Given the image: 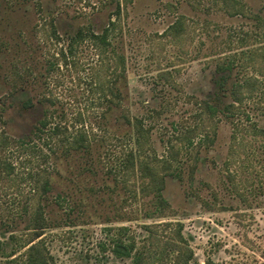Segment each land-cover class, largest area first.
Instances as JSON below:
<instances>
[{
  "label": "rangeland",
  "instance_id": "374dc122",
  "mask_svg": "<svg viewBox=\"0 0 264 264\" xmlns=\"http://www.w3.org/2000/svg\"><path fill=\"white\" fill-rule=\"evenodd\" d=\"M110 17L117 24L106 49L83 42L71 53L61 49L65 36L51 39L52 19L60 31L86 24L100 32ZM178 20L181 29L170 30ZM233 59V77L264 80V0H0V131L18 137L33 121L12 98L5 102L24 86L34 99L60 100L64 122L80 125L84 117L97 133L89 155L62 157L49 175L46 146H0V225L17 245L9 253L23 260L33 240L47 264H129L114 255V239L134 235L139 245L160 249L182 228L200 264H264V132L252 126L260 111L233 130L224 114L204 107L219 64ZM50 61L59 63L51 72ZM118 71L122 111L112 113L105 132L96 121L113 99ZM260 100L264 105V91ZM121 112L142 119L138 154L157 178L146 170L144 180L136 160L124 162L138 147L133 127L116 121ZM256 122L264 124L261 113ZM164 160L180 180L167 174ZM38 204L40 236L23 229Z\"/></svg>",
  "mask_w": 264,
  "mask_h": 264
},
{
  "label": "trees",
  "instance_id": "16d2710c",
  "mask_svg": "<svg viewBox=\"0 0 264 264\" xmlns=\"http://www.w3.org/2000/svg\"><path fill=\"white\" fill-rule=\"evenodd\" d=\"M233 6L236 7L235 4H233ZM116 8L115 15L119 18L121 14L120 3H118ZM58 23L59 21L57 18L50 20L48 23L51 28V39L56 38L58 42H60L65 36L68 42L67 45L61 49H70V52L73 53L72 49H76L77 43L83 42H86L95 48L103 46L106 49L107 45H110V31L115 28L117 21L116 18L113 19L110 17L107 24H105L100 32L93 27H86V24L73 26L71 23L70 25L74 27L73 29L60 31L59 25H57ZM181 25V21L178 20L171 25L170 30L181 29ZM116 56L119 60L120 58L126 59V56L122 57L120 53ZM236 63L237 59H233L228 60L226 64L225 62L219 64L218 75L214 79V88L209 92L208 99L204 101L205 110L212 116L217 115L219 112L224 114L223 116L232 124L233 130L239 127V120L242 116L251 119L256 111H260L261 116H264V105L260 100L262 91H264V80L261 79L260 75H244L242 77L237 75L236 77H233V70L236 69V65H238ZM57 64L59 63L50 61L47 68L48 71L51 72ZM123 77V73H119L118 71L116 77H114L115 82L113 87H109L113 99L108 102V106L101 110L98 115V120L96 121V124L101 131L105 130L106 132L105 127L108 118L111 117L113 112L122 111L121 101L123 98L121 94L123 92ZM100 86H104V84L100 83ZM6 98L5 102L12 98L10 104L16 101L17 109L20 114L31 113L34 115V119L31 124L20 135H18V137H12L7 133L0 131L1 147L9 146L10 144H17L22 147L32 145L31 147H35L42 151V146H46L51 153L50 162L48 163V167H50L47 173L48 175L52 170L55 173H58V160L62 157H69L73 152L86 156L91 153V147L94 143L93 141H95L92 138H96L97 136V133L92 130V124L90 123L91 125H87L84 117L78 119L74 118L82 122L80 125H77L76 123H73L74 125H69L67 122H64L63 118L67 119L68 113L63 108L58 112L57 107H55L62 103L60 100L53 96L46 95L43 98L36 97V99H34L31 92L24 86L20 88L18 93L12 92L7 94ZM249 110L251 111V114L249 113ZM260 113L256 115L255 119H252V126L255 131L264 132V128L261 127V125L264 126V124L260 125V123L256 122ZM80 115L81 112L79 113V116ZM133 119L134 118L126 112H121L116 119L120 124L133 127L130 136L136 143V147H138V152L136 151V153L131 150L127 154V158H125L124 162L127 161L130 164H134V161L136 160L139 165V171L144 180L146 170H148L149 175H151L152 178H157L158 174L151 164L138 154L139 146L141 144V133L144 132V125L142 119L136 117L135 122H133ZM88 126H90V129H88ZM102 139L103 138L96 142L102 144L104 143V140ZM49 154L46 153L43 155L48 158ZM163 162L167 163V169L169 168L167 174L172 178L180 180L182 174L174 169H170V160H164ZM42 189L44 192L53 190L51 181L48 178L44 179ZM160 201L162 206H164V203H167L164 197H161ZM38 208V215L32 220L29 218L28 223L23 229H26L25 232H37L36 234L40 236L42 234L40 232L43 231L45 225L41 212L42 206L38 204ZM18 216L22 218V215L18 214ZM7 228L8 227L5 223L0 225V264H47L48 258L46 257V253H44V248L33 243V240L28 241L26 245H24L27 246V250L24 254L25 258L23 260L20 261L19 258L15 257V253L13 252L9 253L8 250L16 249L17 245L13 243V238H15L13 233H10L8 237L6 236L9 231ZM119 230H125L127 232L130 229L129 227H121ZM123 235L128 236L127 233H123ZM130 238L131 240L129 239L126 241L122 236H119V238L117 237L113 240L112 247L114 255L117 258L130 259L129 264H200L194 259L195 252L188 240L184 237L182 228H179L178 230V238H176V241H172V237H169L164 241L163 247H160V249L157 248L152 250L149 242L139 245V239L136 241L134 235ZM173 245L174 247L172 248H175L174 250H176L177 254L175 257L174 251L171 249V246Z\"/></svg>",
  "mask_w": 264,
  "mask_h": 264
}]
</instances>
